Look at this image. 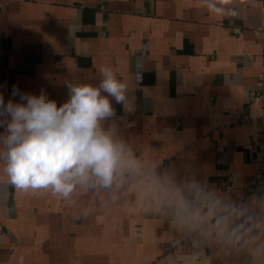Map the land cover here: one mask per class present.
I'll return each mask as SVG.
<instances>
[{"label": "crops", "instance_id": "0c3cea01", "mask_svg": "<svg viewBox=\"0 0 264 264\" xmlns=\"http://www.w3.org/2000/svg\"><path fill=\"white\" fill-rule=\"evenodd\" d=\"M224 7L236 14L210 13L203 0H0L5 103L16 85L59 106L66 81L98 85L107 66L128 84L130 104L113 101L102 125L124 148L108 187L92 179L68 199L18 190L0 162V264H264V205L244 200L249 139L264 133L249 101L264 0ZM226 182L232 193H208Z\"/></svg>", "mask_w": 264, "mask_h": 264}, {"label": "clouds", "instance_id": "9594fccd", "mask_svg": "<svg viewBox=\"0 0 264 264\" xmlns=\"http://www.w3.org/2000/svg\"><path fill=\"white\" fill-rule=\"evenodd\" d=\"M228 2L203 0L210 13L235 15L224 7ZM142 68L137 60V77ZM65 86L68 99L59 106L44 90L35 95L13 85L11 97L19 100L7 103L0 93V162L18 190H47L68 199L78 184L113 182L124 148L102 125L115 115L113 101L130 109L128 84L105 66L98 85L66 81Z\"/></svg>", "mask_w": 264, "mask_h": 264}, {"label": "built area", "instance_id": "2783aa9c", "mask_svg": "<svg viewBox=\"0 0 264 264\" xmlns=\"http://www.w3.org/2000/svg\"><path fill=\"white\" fill-rule=\"evenodd\" d=\"M233 31L235 33H239L240 28L234 27ZM257 31L264 33V30L261 28H258ZM261 58V70L258 74L255 88L251 89L249 92V101L259 105L261 115L264 117V48H262ZM232 117L239 123L249 122V117L243 113H236ZM223 132L224 126L222 125L213 129V133L219 137L220 142L223 139ZM249 141L250 144L248 152L252 158L255 169L252 177L244 189V200L264 205V133L252 134ZM220 142L213 145V149L216 153L223 152V146ZM234 189L235 186L232 182H226L208 189V193L210 195L213 193H232ZM196 204L210 213L217 211V205L213 200L201 198L196 201ZM179 243L180 241H175L174 245H178Z\"/></svg>", "mask_w": 264, "mask_h": 264}]
</instances>
